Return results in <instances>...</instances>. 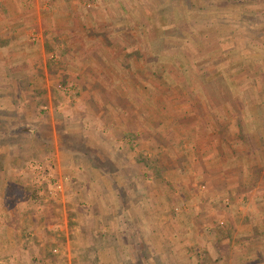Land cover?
<instances>
[{"label": "rangeland", "instance_id": "rangeland-1", "mask_svg": "<svg viewBox=\"0 0 264 264\" xmlns=\"http://www.w3.org/2000/svg\"><path fill=\"white\" fill-rule=\"evenodd\" d=\"M126 1L131 3L126 6L125 11L131 10L134 14L133 17L130 16L132 19L137 16L136 12L145 15L141 10L135 11L131 0ZM259 1L264 7V0ZM44 3L45 0H35L33 7L21 10L25 23H33L36 16L35 24L25 27L26 37L23 41L26 47L30 46L28 43H33L31 38L34 39L42 31L44 23L47 27L51 23L50 15L43 12ZM84 3L87 6L94 5L93 0H85ZM181 13L184 15V12ZM223 13L205 12L203 16L194 13L192 16L195 19L191 17L190 23H194L195 30L206 27L207 36L215 35L230 43L233 40L236 46L253 50L247 58L249 61L258 59V47H254L249 41L252 37L257 41L260 38L264 40V11L260 15L261 26L258 29L251 25L253 18L249 13ZM219 15H225L227 20L224 23L216 22L214 17ZM210 18H213V22ZM242 23L245 25L238 31L237 26ZM184 26V32H191L192 28ZM168 28L172 34L177 33L173 26ZM207 36L203 41L207 40ZM37 43H40V53H33L34 59L27 66L35 68L34 71L41 70L44 74L41 75L39 89L34 94L18 89L20 86L24 87L23 80L0 75V107L10 104L16 106L14 112L9 107L0 109V167H6L1 168L5 170L1 175L9 181L20 182L26 189L24 199L32 197V207L37 205L48 208L53 219L46 224L48 240L43 250L26 252L25 256L21 253L22 261L19 264H239L243 260L239 259L242 254L238 253L243 248L247 256L244 264H264V229L260 224L261 216L258 215L264 214V166L258 165L257 169L249 173L255 177L253 183L247 178L242 183L240 170L227 173L223 170L203 169V166L206 167L203 160L207 153L208 159L212 161L219 154L232 152L235 148L246 152L250 146L248 147V142L245 145L244 141V145H241L242 137L247 135L251 139L252 133L261 128L250 119L252 112L264 115V108L260 106L264 105V80L261 75L264 71L263 63L259 66L261 73L253 81L245 77L246 73L234 75L238 88L241 89L239 94L247 107L244 109L243 124L248 131L243 133L239 123L233 122L231 125H221V129L224 126L221 130L223 133L216 140H207V137L198 139V135L206 131L203 127H207L204 125L207 110L201 107L204 104H200L201 106L194 108L196 115L192 111L189 114L188 111L178 112L180 129L185 131L189 127L190 133L183 138L179 135L180 138L174 141H166L162 139L163 136L156 134L154 121L157 118L167 122L168 119H164L168 115L167 111L157 107H132L128 110L131 115L127 118V126L137 131L146 125L147 131L131 142L127 139L128 136L118 140L123 136L119 132H116V138L112 137L108 133V126L100 124L98 117L92 113L97 109H92L91 104L86 107V103L90 101L82 98V94L75 91L76 88L72 89V80L63 77L64 73L55 68L54 64L58 61L51 57L55 46L49 42H45L46 45L43 42ZM10 50L8 49L7 56L17 57V52L13 50L12 53ZM49 52L50 59L47 58ZM5 62L10 64V72L13 71L16 61L11 59ZM221 73L231 75L226 67ZM194 77L195 80H191L190 84L196 83L198 73H194ZM74 81L79 82V77ZM26 82L28 78L25 79ZM140 95L143 96L144 92L141 91ZM253 97L259 99L258 102ZM196 103L199 104L198 101ZM253 103L254 107L249 108ZM209 105L210 100H207L208 109ZM180 108L183 110L184 107ZM2 111L3 114L7 111V115L2 116ZM87 111L93 117L84 121L82 116ZM117 112L119 118L126 120L122 112ZM167 123L164 128L171 124ZM193 125L198 127V132L193 133ZM211 126L210 124L209 127ZM153 133V137H148ZM156 138L159 141H154ZM261 142L264 147V140L261 139ZM178 143L180 153L184 151L183 155L188 156L185 152L188 149L191 151L190 155L197 157L192 166V159L188 156L191 166L185 172L174 171L177 162L172 145ZM114 144L119 148H116L118 161L115 163L108 152L115 151ZM195 148L197 151L192 152ZM127 160L129 161L126 163ZM31 163L47 166V170L40 174L30 167ZM83 169L87 172L84 173ZM228 176L233 178L232 182L226 179ZM132 177H142L143 182L136 184ZM59 181L62 182L63 189L54 191L53 187ZM257 183L259 187L256 186ZM21 192L22 190L17 189V195ZM69 195L72 197H68ZM130 197L135 202L137 198L144 200L141 210L135 209L136 205ZM22 206L21 203L16 208L21 210ZM129 207L132 208L128 210ZM123 209L125 213H130L129 219H126L127 215L123 216ZM109 212H112V219L108 218L111 217ZM255 212L253 217L252 213ZM252 227L259 235L249 236ZM61 233L67 236H64L60 245L55 237ZM28 237L31 240L35 238L30 235ZM68 240L81 248L62 252ZM109 245L113 246L110 247L111 250ZM184 245H189L191 249L186 255L187 260H182L180 257L184 253L178 252ZM123 246L128 250H123ZM155 249L164 252L157 255ZM6 254L0 255V264H13L12 256ZM236 254L239 258H235Z\"/></svg>", "mask_w": 264, "mask_h": 264}, {"label": "crops", "instance_id": "crops-1", "mask_svg": "<svg viewBox=\"0 0 264 264\" xmlns=\"http://www.w3.org/2000/svg\"><path fill=\"white\" fill-rule=\"evenodd\" d=\"M131 1L135 11L141 10L145 12V15L136 12L137 16L132 19L130 16L133 17L134 14L131 10L125 11L126 6L131 4H128L126 0H93L94 5L92 6H87L84 3L85 0H45L42 6L43 12L50 15L51 23L48 27L44 23L41 32L35 30L38 32L37 37L31 38L33 43H28L30 46L26 47L23 41L26 37L25 27L33 26V23L36 22V16L33 23H25L23 22L24 15L21 10L33 7L35 0H0V54L2 55H0V75L4 74L3 76L7 78L12 76L16 80H23L22 85L25 84L24 87L20 86L21 88L18 87V89H25L34 94L39 89V80L41 81V75L44 73L38 69L34 71L35 68L28 67L27 64L31 59H34L33 53H40V43L37 42H43V45L45 42H49L55 46V51L51 55L52 60L58 61L54 64V66L56 65L55 68L64 73L65 76L63 77L72 80V89L76 88L75 91L82 94V98L90 101H86V107L91 104L92 109H97L93 110L92 113L98 117L100 124L108 126V133L112 137L117 134L116 132L123 134L118 140L128 136L127 139L129 138L132 142L135 137H142V134H146V125L137 131H133V128L127 126V118L131 115L128 110L132 107H138L139 109L157 107L167 111L168 115H165L166 118L164 119H168L167 122H170V125L164 128V124H168L167 122L157 118L154 121L156 124L155 129H157L156 134L163 136L162 139L164 138L166 141H174L178 137L183 138L190 133L188 131L189 127L185 131H182V128L180 129L179 123L181 122L178 112L188 111L187 114H189L192 111L196 115L194 108L200 104H204L205 106H200L207 110L204 115L207 118L204 125H207V127H203L207 132L198 135V139L207 137V140H216L222 135L223 131L221 132V130L223 127L231 125L233 122L239 123L243 133L248 131V128L246 129L243 124L245 122V118H243L244 109L247 107L244 105V98L242 99V95L239 94L241 89L238 88L239 84L236 83L234 75L236 73H246L245 77L253 81L256 75L261 73L259 66L261 63L264 64V40L260 38L257 41L253 37L251 38L249 43H252L251 45L254 47H258L257 57L259 58L249 61L247 58L253 50L248 51L241 45L236 46L233 40L230 43L222 41L215 35L207 36L206 27L195 30L194 23H190V18L195 19L192 16L194 13L203 16L205 12H236L240 15L249 13L253 18L251 25L253 28L258 29L261 26L259 18L262 11H264L263 5L259 4L260 1ZM148 1L151 3L148 4ZM84 12L88 14L86 15ZM181 12H184V15ZM244 16L246 17V15ZM218 17L221 19H218ZM214 18L218 23H224L227 20L225 15ZM212 19L209 20L213 22ZM23 23L24 26H22ZM182 25H185V28H192L191 32H184ZM242 25L245 24L242 23L237 26L238 31H241ZM170 26L174 27L176 34L170 32V28H168ZM202 34L205 35L202 36ZM173 35L175 36L173 37ZM206 36L207 40L203 41ZM171 38L174 40L171 41ZM8 49H11L10 52L12 53L17 52V57H8ZM50 54V52L47 53L49 59L51 58L49 57ZM10 58L16 61L12 73L8 68L10 64L5 62L10 61ZM54 66L51 65L52 68ZM225 67L230 70V76L221 73ZM233 71L234 73H232ZM194 73L196 75L198 73L199 78L195 84H190L191 80H195ZM261 75L264 80V71ZM77 77H79V82L74 81ZM26 78H28V82L25 83ZM233 85L236 86L232 88ZM141 91L144 92L143 96L140 95ZM253 98L258 102L259 99ZM33 100L30 98V101ZM207 100H210L209 109L207 108ZM197 101L199 104L196 103ZM10 105L1 106L0 109L9 107L13 111L16 106L11 105L10 107ZM254 105V103L250 104L249 108L254 107ZM186 106L188 109H186ZM260 106L264 108V105ZM180 107H184L183 110H180ZM9 109L7 111H10ZM7 111L6 114H3L2 111V116H6ZM117 111L122 112L123 118L126 120L119 118L120 115ZM140 116H142V113ZM251 116V122L261 128L252 133L251 139L247 135L245 138L242 137L241 145L243 141L245 145L248 142L249 149L242 152L243 150L240 151L235 148L232 152L226 151L219 154L218 158L212 161L208 159L207 153L203 160V164L207 167L203 166L204 170H223L227 173L240 170L242 172L240 174L242 183L245 178L251 179L252 183L255 181V177L249 175V173L257 169L258 165L264 166V147L261 142V139L264 140V115L260 116L252 112ZM90 117L93 116L89 111L82 116L84 121ZM143 118L147 117L143 116ZM159 118L161 117L159 116ZM146 122H148V119H146ZM210 124L211 127H209ZM221 125H224L222 129ZM197 128L195 125L192 126L193 133L198 132ZM153 136L154 133L148 137ZM157 139H154V141H159ZM114 147L115 151H108L113 163L118 161L116 153L118 147L115 144ZM209 147H211V144ZM219 147L221 148V146ZM173 148L175 149L173 155L175 156V162H177L174 171L185 172L189 170L191 165H189L187 158L189 156L192 159V164L197 158L196 155H190L191 151L188 149H185L188 156L183 155L184 151L180 153L179 143L175 146L172 145V150H174ZM196 151L197 148L192 150V152ZM244 153H247L245 155L247 158L243 156ZM213 165L216 167H212ZM1 168L6 167H0V255L7 253V256H12L13 264H19L22 261L21 253L25 256L26 252L43 250L42 248L46 246L45 243L48 240L46 239L48 238L46 224L53 219L48 212V208L37 205L32 207V197L24 199L23 195H25L24 191L26 189L19 184L20 182L9 181L5 176L2 177L1 172H5V170ZM167 169L170 170V168ZM83 170L84 173L87 172L86 169ZM140 178L132 177V180L136 184H140L143 182L142 177ZM136 179L139 181H136ZM226 179L233 181V178L229 176ZM73 183L76 182L73 180ZM258 184H256L257 187H259ZM17 189L22 190L20 195H17ZM68 197L72 196L69 195ZM131 200L134 201L132 198ZM21 203L23 206L19 210L16 207ZM133 203L136 205L135 209L139 211L142 209L141 204H144V200H138L137 198V201ZM130 208L132 207H129L128 210ZM122 213L123 216L127 215L126 219L130 218L129 212L128 214L125 213L123 209ZM255 214L256 212L252 213V216L254 217ZM258 215L261 216L260 224L263 230L264 217L262 215L264 216V214ZM109 216L111 217L108 218L112 219V212H109ZM97 217L102 219L100 215H97ZM140 218L142 220V217ZM98 230L101 231L102 229ZM28 235L35 236V238L31 240ZM254 235L257 236L259 233L254 232V227H252L249 236ZM64 236L67 235L62 233L56 235L55 238L58 239V244L61 245ZM111 246L109 245V250H111ZM69 248L70 250H68ZM76 248L80 249L81 247L75 246V243L68 240L62 252L76 250ZM124 249L128 250L127 247H124ZM155 250L157 255L164 252V250H160L159 253L158 249ZM190 250L189 245L180 247L178 252L184 253V256L180 258L187 260L188 256L186 255ZM243 252L245 253L244 248L243 251L238 253L239 255L242 254L241 258L237 254L235 256V258L238 257L243 260L239 264H244L245 257H247L246 253L243 254ZM162 258L165 259V257ZM171 258L174 260L173 257ZM124 262L126 263L127 260H124Z\"/></svg>", "mask_w": 264, "mask_h": 264}, {"label": "built area", "instance_id": "built-area-1", "mask_svg": "<svg viewBox=\"0 0 264 264\" xmlns=\"http://www.w3.org/2000/svg\"><path fill=\"white\" fill-rule=\"evenodd\" d=\"M30 167H32L33 169H35V171L36 172H38V173H43L44 171H46L47 170V166H43V165H41V164H36V163H31L30 164ZM46 168V169H45ZM39 175V174H38ZM53 189H54V191H56L57 189L58 190H62L63 189V184H62V182H57L56 184H55V187H53Z\"/></svg>", "mask_w": 264, "mask_h": 264}]
</instances>
